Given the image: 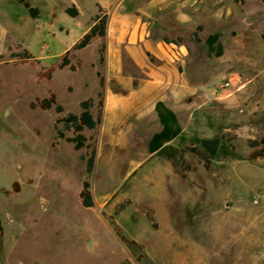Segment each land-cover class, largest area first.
I'll use <instances>...</instances> for the list:
<instances>
[{
  "label": "rangeland",
  "instance_id": "374dc122",
  "mask_svg": "<svg viewBox=\"0 0 264 264\" xmlns=\"http://www.w3.org/2000/svg\"><path fill=\"white\" fill-rule=\"evenodd\" d=\"M28 1L40 15L0 0V264H264V157H254L249 143L264 136V0H209L220 15L198 25L189 44L204 95L179 111L181 133L156 152L149 143L162 129L159 118L122 134L127 147L115 146L116 134L99 125L85 128V145L76 148V132L62 118L80 113L89 97L97 117L101 98L90 65L96 42L71 48L100 5ZM73 2L78 16L66 11ZM216 32L211 50L207 39ZM66 49L79 68L40 79ZM25 50L39 62L11 56ZM50 90L62 112L31 107ZM215 137L221 141L212 155L202 141ZM86 179L92 207L81 202ZM15 181L20 190L6 193Z\"/></svg>",
  "mask_w": 264,
  "mask_h": 264
},
{
  "label": "crops",
  "instance_id": "0c3cea01",
  "mask_svg": "<svg viewBox=\"0 0 264 264\" xmlns=\"http://www.w3.org/2000/svg\"><path fill=\"white\" fill-rule=\"evenodd\" d=\"M95 3L108 15L107 33L105 37L96 35L82 49L96 42L90 65L98 82L95 92H104L102 120L97 126L116 134L112 140L115 146L127 147L130 139L122 134H130L137 126L159 118L156 109L159 101L178 116L180 110L191 107L192 99L204 95L196 79L189 44L197 26L205 28V22L219 17L220 11L209 0H96ZM73 4L80 15V4ZM165 41L181 46L176 50L165 48ZM84 61L82 57L81 66Z\"/></svg>",
  "mask_w": 264,
  "mask_h": 264
},
{
  "label": "trees",
  "instance_id": "16d2710c",
  "mask_svg": "<svg viewBox=\"0 0 264 264\" xmlns=\"http://www.w3.org/2000/svg\"><path fill=\"white\" fill-rule=\"evenodd\" d=\"M19 2L23 3V5L28 9L30 14L33 17H37L40 13L38 7L31 5L28 0H18ZM239 2V0H235ZM66 11L72 15L77 16L79 14V10L76 5H72L66 8ZM107 23H108V15L103 12V8L99 7V14H97L93 18V22L87 32L72 46L71 49H82L89 45L92 39L96 35H100L102 37L106 36L107 33ZM198 29H202V26H199ZM220 34L218 32L211 34L208 37V43L210 45V49H214V45L217 42ZM199 39V36H196ZM264 38V34H263ZM171 42V41H167ZM173 42V41H172ZM177 43V42H176ZM12 48L10 47V50ZM71 49H68L62 56L59 62L52 64L47 68H42L39 73L38 77L40 79L43 78H51L53 72L57 68H64L66 66L69 67L70 70L76 71L79 68L80 62H73L72 60V53ZM105 49V43L101 48V61L104 59L103 52ZM222 50H218V54L220 55ZM11 56L16 58V62L19 63H37L39 59L37 56L33 55L29 51L25 50L22 52H15L12 51ZM100 74V73H98ZM232 82L234 85L238 84L239 75L236 74L232 78ZM228 81V80H227ZM225 81V83L227 82ZM101 86H104V80L101 78ZM225 93H228V88L225 87V84L221 86ZM100 100V109L98 112V116L95 117L91 112V107L93 105V97H89L84 99L80 102L82 107V111L80 113L70 112L67 116L62 118L63 126L67 130H74L76 135L72 138L75 142L76 148H81L85 145L86 137L82 134V131L85 128L94 129L102 120L103 115V98L104 92L103 90L99 91ZM32 108H40V109H50L54 108L58 113L64 110V105L58 100V97L54 91H49V95L44 98L37 97L34 101L31 102ZM157 113L159 120L162 124V129L156 132L150 140L149 143V150L150 152L158 151L166 142L174 139L177 137L181 131L182 127L179 123L178 116L175 111H173L170 107H168L164 102L159 101L156 105ZM62 135V132H60ZM250 145L256 147V151L253 153L254 157H264V136H261L259 139H252L249 141ZM187 150H191L194 152H198L203 157H206L204 153H201L197 150L196 147L188 146ZM96 158V148H93L91 154L87 158V171L91 173L94 169ZM91 184L89 180H84L83 187L80 191L81 202L85 207H92L95 204V200L90 188ZM20 190V182L15 181L12 189H6V193H12L13 191Z\"/></svg>",
  "mask_w": 264,
  "mask_h": 264
},
{
  "label": "water",
  "instance_id": "95a60500",
  "mask_svg": "<svg viewBox=\"0 0 264 264\" xmlns=\"http://www.w3.org/2000/svg\"><path fill=\"white\" fill-rule=\"evenodd\" d=\"M221 139L219 137L207 138L202 141L203 146L211 153L212 155L216 154L220 146Z\"/></svg>",
  "mask_w": 264,
  "mask_h": 264
},
{
  "label": "built area",
  "instance_id": "2783aa9c",
  "mask_svg": "<svg viewBox=\"0 0 264 264\" xmlns=\"http://www.w3.org/2000/svg\"><path fill=\"white\" fill-rule=\"evenodd\" d=\"M181 46V44H178V43H176V42H167V41H165L164 42V47L165 48H169V47H171V48H173L174 50H176V49H179V47ZM231 83L229 82V81H227L226 83H225V85L226 86H229Z\"/></svg>",
  "mask_w": 264,
  "mask_h": 264
}]
</instances>
